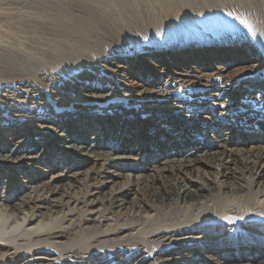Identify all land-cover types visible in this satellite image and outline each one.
<instances>
[{"label":"bare ground","instance_id":"bare-ground-1","mask_svg":"<svg viewBox=\"0 0 264 264\" xmlns=\"http://www.w3.org/2000/svg\"><path fill=\"white\" fill-rule=\"evenodd\" d=\"M0 129V264H264V0H0Z\"/></svg>","mask_w":264,"mask_h":264},{"label":"rangeland","instance_id":"rangeland-1","mask_svg":"<svg viewBox=\"0 0 264 264\" xmlns=\"http://www.w3.org/2000/svg\"><path fill=\"white\" fill-rule=\"evenodd\" d=\"M246 42V41H245ZM132 80V83H135L137 82L138 80L137 79H134L133 76H131L130 78ZM139 82V81H138ZM203 114H205V112L203 113H200V116H202ZM177 120L175 119H165L163 117H159V118H156V119H145L144 121V125L142 127H140V133L138 132H133V133H126V135H128V137H130L132 139V141H135L136 143L139 142L141 139H140V134L142 132H147V131H155L157 129H160L161 126H163L164 124L165 125H169L171 127H174L175 129L178 128H182L186 131H190L191 129L192 130H198V132H207V131H211V127L209 125H204L202 122H201V119L200 118H196L195 120L191 121V122H186V123H183L182 121L177 123L176 122ZM8 126H10V124H8ZM0 133H2V135L4 136H0V142H5L8 135L5 134L4 130L3 129H0ZM207 135L210 134L209 133H206ZM224 137H233L235 139H245L247 142L245 147H250L252 146V144H255V143H252L254 140L258 139L259 137H263V135H260L261 133L258 134V132H253V131H247V130H241L240 131V134H234V135H230V134H225V132L222 133ZM41 169H45L44 167H41ZM46 170V169H45ZM26 178H21L22 181H25ZM27 180V179H26ZM264 200V198H263ZM262 201V199H261ZM42 211L44 213H46L47 211H45V209H42ZM62 212V210H57L56 209V213L54 215H56L57 213L59 212ZM65 211H67V209H65ZM54 212V211H53ZM60 214V213H59ZM151 214H154L153 212L150 213V214H146V215H151ZM41 215V212H37V216H40ZM83 216L81 217H84V218H90V216L88 214H82ZM23 217V214H20L18 213V215L16 216H8V214H0V224H2L3 228L6 230V232L10 233V234H13V235H16V234H19L21 232H23V226H20V224H22V221H21V218ZM71 218V216H69L67 219ZM39 220L42 219V218H38ZM46 222H48V219L45 220ZM67 224V223H66ZM25 226V225H24ZM32 226L35 227V224H33ZM89 226V229H87V227ZM37 227V226H36ZM98 227V223H95L93 221H87L85 223L82 224V229L84 232H92L94 230H96ZM106 226H102V228L104 229ZM91 228V229H90ZM261 230L257 231L256 232V235L260 236L259 238H261V235L259 233ZM263 237V235H262ZM262 240V239H261ZM259 241L256 245L258 247H261L263 250H264V240L262 241ZM151 262V259H149L145 264H150Z\"/></svg>","mask_w":264,"mask_h":264}]
</instances>
